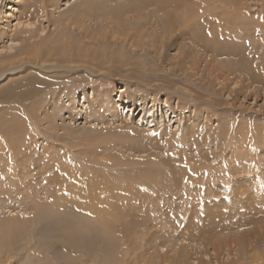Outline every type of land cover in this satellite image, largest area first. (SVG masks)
<instances>
[{"label":"bare ground","instance_id":"6f19581e","mask_svg":"<svg viewBox=\"0 0 264 264\" xmlns=\"http://www.w3.org/2000/svg\"><path fill=\"white\" fill-rule=\"evenodd\" d=\"M200 1L205 0H0V94L14 90L16 98L21 94L17 92L19 89L28 87L29 93L24 92L22 95L31 99V95H38L40 85L44 82L47 81L48 86L52 87L56 84L54 81L58 80L57 75L64 72L73 74L67 70L70 67L84 72L83 75L89 80L87 90L90 91L87 94L83 87V96L78 99L71 89L67 93H63L64 90L52 92L49 95L51 100L44 107L36 103L37 100H32L27 105V115L31 119L26 115L29 120H25L31 125H28L24 136L19 139L13 137L15 140L7 136L6 140L0 139V175L7 177L0 180V191L3 190L4 199L10 197L8 204L4 208L0 207L1 214L5 211L10 216H25L27 209L36 212L37 209H42L44 203L71 204L77 210L80 205L97 204L100 207L95 210L99 215L103 214L101 211L107 214L118 213L121 216H79L84 218L87 225L107 234L106 238L117 235L120 237L117 238L118 241L122 239L128 245L130 254H126L128 256L121 261H112L111 264L264 263V252L251 253L253 249L264 250V210L262 212V206L254 205V202L264 199V194L260 199L256 194L264 183V163L261 168L247 163L241 167H231V179L222 170L233 159H244L248 156L247 151L252 145L247 135L250 129H241L244 138H237L236 143L235 132L239 130L236 127L233 130L231 121L222 128L216 119V124L213 125L212 115L206 113L202 116L201 109L195 106H190L188 114L185 115L183 108L186 105L179 99L174 104L170 102L168 109L158 113L159 95L157 97L153 90H149L147 82L142 80L140 83L139 78H135L141 84L139 86L136 81L134 83L133 79L124 76L127 81L118 88L115 98L113 94L116 84L108 81L111 71L118 70L119 67L131 65L128 74L135 70L145 74L144 67H148L147 64L150 63L155 68L153 74L158 80L163 77L158 70L166 68V71L169 68L166 71L167 77L173 76L182 82L177 88L181 93H188L193 100L206 98L215 107L226 111L238 104L248 115V106L238 103V98L242 96L244 99L253 98V101H257L264 97V0H229L235 8L225 10L226 8L218 7L221 9V18L238 17V8L249 7L261 12L262 21L258 24L260 35L257 37L259 42L251 46L256 59L244 55V46L239 51L237 47L210 45V53H205V45L199 39L200 32L195 26L196 22H203L204 19V2ZM177 4L190 6V9L184 7L175 16L167 17L165 22L158 19L164 13L161 12L162 17L155 16L157 9H173ZM167 12L170 14V11ZM50 27L56 29L57 36L47 42L50 35L55 34L53 30L52 33L48 31ZM223 32L228 33L226 29ZM206 45L209 46L207 43ZM137 57L148 63L140 61L142 65L137 66L133 62ZM75 62L80 64H66ZM82 79L77 78L80 81ZM103 84H110V87ZM191 85L197 91H193ZM60 93L65 94L64 100L58 95ZM49 96L46 95L47 98ZM169 100L171 98L166 97L164 102ZM77 102L78 107L75 105ZM63 110L66 112L63 113ZM136 110L138 119L133 116ZM115 122L123 123L122 128L126 133L124 136L130 137L131 141H105L104 136L99 133L103 130L94 129L96 127L109 130ZM201 125L206 129L203 131L205 135L200 133ZM39 131L41 137L37 136L36 132ZM181 132H184L183 136ZM158 137L164 141V146L156 141ZM232 137L234 147L226 157V145ZM177 141H182L186 146L192 145L193 150H197L198 156L193 161L197 167L209 168L214 162L222 161L219 165L222 174L217 181L224 183L225 188L211 190V185L207 183L209 193L196 188L189 192L192 195L188 194L187 199H201V196L213 198L214 207H219L222 203L225 206L227 199L234 204L236 201H243L244 213L240 214L237 210L233 216L230 213L227 216H201V219L204 218L202 227L199 226L200 219L196 216H177L184 221L183 229L173 225L171 220L169 222L167 216H122L119 204H123L124 200L128 202L129 199L133 201L139 198L143 202L145 195L150 198L163 193V190L170 193L168 198L173 199L171 194L182 191L180 178L186 174L179 163L186 162V159L188 161L190 157L177 150ZM63 143L66 146L64 151L60 147ZM85 146L89 150L86 153L87 158L78 159V155L84 154L81 147ZM212 146L213 149H210ZM232 153L235 154L234 158ZM129 156L134 163L152 159L149 162H153L157 169L156 174L166 173L159 171L160 167L169 173L151 180V184H147L145 189L124 183L117 186L119 181L113 180V171L110 170L115 167L112 161L120 158L122 163ZM246 182H252L251 186L245 187L248 184ZM124 191L129 194L125 195ZM246 197L249 201L244 202ZM53 206L50 209H54ZM256 213L261 215L256 216ZM225 219H231L227 225L224 223ZM211 224H217L223 235H218L216 226ZM35 225L34 222L23 225L18 235L13 234V241L9 242L10 246L1 264L11 262V258L16 255L15 247L33 248L40 244V229L34 230ZM245 225L249 226L246 231L242 228ZM204 226L207 227L205 231ZM179 229L181 232L177 239L171 238ZM224 230L230 232H223ZM32 231L37 233L30 235L28 232ZM10 233L6 235V239ZM183 233L187 235L183 236ZM78 248L77 242L70 245L72 257L69 259L75 264H82ZM88 264L101 263L89 258Z\"/></svg>","mask_w":264,"mask_h":264},{"label":"rangeland","instance_id":"374dc122","mask_svg":"<svg viewBox=\"0 0 264 264\" xmlns=\"http://www.w3.org/2000/svg\"><path fill=\"white\" fill-rule=\"evenodd\" d=\"M71 1H73V0H71ZM221 1H218V2H217V0L200 1L202 3L204 2V4H202V6L204 5L203 6V10L205 13V14L203 13L204 19H203V22H201V21L196 22L195 26L197 28L196 30L198 32H200L199 33V37H200L199 39H201V42L204 43V45H205L203 47V48H205V53H210L209 52L210 45L211 46L213 45L216 47H217V45L218 46L220 45V46H225V48H226V46L237 47V49L239 51H241L245 47V52H244L245 54L244 53L243 54L245 56L249 57L250 59H256L257 58L256 54L254 53L253 48H251V46L254 44H258V42H259V41L257 42V40H258L257 37H259V35H260V33H258L259 32L258 31V24L262 21L261 12L259 10H257V11L251 10V8H249V7L247 9L238 8L237 9V11L239 12L238 17L234 16L232 18H230V17L221 18V16L219 15V13H220L219 9L220 8H218V7H221L224 9L226 8L225 10H227L229 8L230 9L235 8L229 0L228 1L223 0L222 2L224 4ZM228 2L231 3V5ZM184 7L186 9L187 8L190 9L189 8L190 6H181L180 4H177L175 6V8H173V9L171 7H167L165 9L162 8L161 9L162 11L157 9L158 12L156 10L155 16L157 18H158V16L162 17L163 15L161 14V12L164 13V16L162 17V18H164V20L162 18L161 19L158 18V19L161 22H163V21L165 22L167 17L170 18V17L175 16V14L177 12L182 11V9H184ZM178 9H179V11H178ZM163 10H165V11H163ZM243 10H245V11L243 12ZM167 11H170L171 15ZM165 14H167L166 17H165ZM209 16H212L215 18H210ZM49 29H48V31L50 33H52V30H53V33H55V31H56V29L54 27H50ZM225 29L228 33L223 32V31H225ZM56 36H57V33L50 35L47 42H50V40ZM204 41H207V42H204ZM206 43L209 46H207ZM48 46L50 47V45H48ZM139 58L140 57H137V59L134 58V60H133V62L135 61L134 64H136L137 66L142 65L141 62L146 63V64L148 63V61L145 60V62H144L143 60H139ZM225 59L227 61H230L227 58H225ZM68 60L69 59H67V61ZM66 64H69V65L75 64L77 66L80 63L75 62V63H66ZM147 65H148V67L147 66L144 67V69H146L145 74L142 73L141 71H138V70H135L134 72H130L128 74V70L132 67L131 65H127L125 67H119L118 70L115 69L114 71H111L112 75L109 77L108 81H110V83H113L114 85L116 84L115 85L116 86L115 91L113 94L115 96V98L117 97V94H118V92H117L118 88L121 87L122 84L127 81V80H125L124 76H127L133 80L135 78L136 79L139 78L138 80L140 81V83L142 80L144 82H147L148 86L150 87L149 90H153L152 92L153 93L155 92L154 94L157 97L159 95V97H158L159 99H157V103H158L157 104L158 105L157 111H158V113L160 110L162 112V111L168 109V106H170V102L174 104V103H176L177 99H179L181 101L183 100V102L185 103L184 106L186 105V107L183 108L185 115L188 114L190 106H195V108L198 107L201 109L202 116H204L206 113H209L212 115L213 125H214V123L216 124V119L219 120V123H221L222 128L227 124L228 121H231L232 122L231 124H233L232 127H234L233 130L235 129V127H236V130H239L238 132H235L237 135V137L235 136V138H236L235 142L236 143H237V138H239V139L244 138V134H243L241 129L248 127V130L250 129V131H249V133H247V135L249 137V140L252 142L250 150L247 151L248 156H245L244 159H236V158L233 159V162L228 163L227 165H224V167H222L223 168L222 170L226 171L229 179H231L232 178V176H231L232 168L231 167H234L237 165L239 167H241V166H243L244 163H247V164H249L253 167H257V168L262 167V164L264 163V97L263 96L261 98L257 99V101H253V98L252 99L248 98L249 100H247V99H244L242 96L238 98V103H243V104H246V106H248V108H249L247 111L248 115H246L244 113L243 108H240L238 106V104L234 105L231 109L226 111L225 109H222L220 107H215L213 105V103L210 102L206 98H205L206 100L203 98L204 100L201 99V100L196 101V100H193L192 97L188 93H186V92L181 93L182 91L177 88V85H182V82H180L179 80H177L173 76L167 77L168 74L166 71H168L169 68L166 71L164 70L166 68H164L162 70H158L159 74H161L163 76L162 79L158 80L157 79L158 77L154 76V74H153V71L155 70L154 66H150V63H148ZM167 67H169V66H167ZM70 68L71 69H67V70H69V72L71 71L73 74H69L67 72H64L61 75H57L56 78H58V80L54 81L56 84L52 87L48 86L47 81L44 82L42 85H40V92L38 93V95H31V97H33L31 99H27V97H23L24 95H22L24 92L29 93L28 87H22L21 89H19V91H17V92H19L21 94H20V96H16V98L14 95V93H15L14 90H12L11 92H6L3 94H0V139L5 138V140H6V139H8L7 137H11L10 139L15 140V139H19V138L24 136V133H26L28 128H29L28 125H31V123H29L28 121H25V120H29L27 118V116H28L27 115V108L29 106H27V105L32 100H35V101L37 100L36 103H39V105H42V107H44V106H46L47 102L49 100H51L49 95L52 92H58L60 90H64L63 93H67L71 89V90H74L76 99L81 97V95H82L81 93L83 92L82 89H84L83 87L86 88L85 92H87V94L90 92L89 90H87V88H89V86L88 87L86 86L87 84L89 85V80L87 79V76L83 75L84 72H80L79 70H77L78 68H75V69H73V67H70ZM141 69H143V67H141ZM149 70H150V72H149ZM137 71H138V73H137ZM132 73H134L135 76ZM20 75H22V74H20ZM94 76L99 78L97 75H94ZM78 77H82L83 78L82 81L77 80ZM141 77H143V78H141ZM100 78L104 80V77L100 76ZM138 80H134L133 82L135 83V81H136V85L140 86L141 84L139 83ZM154 83H155V85H154ZM158 83H160V84L158 85ZM103 85L107 88L110 87V84H103ZM188 87H190V86H188ZM17 88H19V87H17ZM190 88L193 91H197V88L195 89L193 86ZM201 94H205V93L201 92ZM46 95H48L49 98H47ZM58 95H61V93ZM64 96H65V94L61 95V98L63 100H64V98H63ZM205 96H209V94H205ZM166 97H170L171 100L164 102ZM226 98H228V97H226ZM79 102H80V100H79ZM79 102H77L75 104L76 107H78ZM166 103H169V104H166ZM65 105L66 104H64V106ZM125 109L123 110L124 112H125ZM64 112H66V110H63V113ZM136 113H137V110L134 112L133 116L135 119H138L139 114H136ZM129 116L130 115H127V117H129ZM28 117L31 119V116H28ZM82 118H84V116L81 117V119ZM80 120L77 122H80ZM146 122H148V121H146ZM2 125H3V127H2ZM122 127H123V123L118 124L115 122L111 126V129H109V130H106L103 128H96V127L94 129H96L97 131L103 130L99 133L104 136L105 141L106 140H112L113 142L114 141H122L121 139H123L122 142H125L124 140L128 141L129 139L131 141L130 137L128 138V136L127 137L124 136V135H126V133L124 132V129ZM203 127H204V125H201V130H202L200 132L201 135H205V134H203V131H205L206 129H204ZM105 128H107V127H105ZM240 132H242V133H240ZM36 133H37L38 137H41L40 131L36 132ZM182 133H184V132H181V135L183 136ZM235 133L232 135L233 137H234ZM131 134H133V133H131ZM239 134H241V135H239ZM181 135H180V137H181ZM206 135L209 136V133H207ZM116 136L118 138H116ZM111 137H114V138L112 139ZM233 137L230 139V141L226 145V149H225V153H224L225 156L227 153H230L229 150L231 151V148L234 147L233 146L234 145V138ZM220 140H221V138H220ZM156 141L159 143V145L164 146V141H162L160 139V137H158ZM8 143H10V141ZM176 146H177L176 148L179 152L186 154L188 157L191 158V159L189 158L188 161L186 159V162L180 161V163H179V166L184 170V173L186 174L185 176L180 178L181 183L183 185L182 191L180 193L171 194L174 197L173 199L168 198L167 195H170V193H167V191L165 192V190H163V193L157 194V196L152 195V196H150V198L148 197V195H145L146 197H145L143 202H140L139 198H135L133 201H130V199H129L128 202L126 200H124L123 204H119V209H120V212H122L121 213L122 216H153V217L160 216L161 218H164V216H167V218H169V222L172 221L171 223L173 225H175L177 227H181V229H183L184 228V221H182L180 218H178L179 216H196L197 219L198 218L200 219L198 222L199 226L202 227L201 225H204V218L201 219V216H227L228 213H230V215L232 214V216H233V215H235L234 213H237V210L240 214L245 212V209L242 207L243 201H236L234 204L233 201H228V199H227L225 201L226 202L225 206L222 203V204H219L220 205L219 207H214V204L212 202L213 198L207 199L206 197L201 196V199H197V198L187 199L188 194H189V196L192 195L189 192L191 190H193V191L196 190V188L197 189L201 188L202 190L204 189L203 192L206 194L209 193L207 183H209V185H211V188H210L211 190L219 189V187L225 188L224 183H221V182L218 183V181H217L218 179H220L221 174H222L220 172L221 169H219L220 168L219 165L221 164L222 161H217V163L214 162V165L209 166V168L197 167L193 163L194 159H196V155L198 156L197 150H193L192 145L186 146V144L183 143L182 141H177ZM60 147L63 148L62 151H64L66 146L63 143V146H60ZM211 148L213 149V146L210 147V149ZM81 149H82L84 154L78 155L77 158L78 159L87 158L88 155H86V153L89 151L88 147H86V146L84 148L81 147ZM39 151H40V149H39ZM232 157L233 158L235 157L234 153H232ZM131 159L132 158H130V156H129L126 159H124L122 163L120 162L121 161L120 158L113 159L112 164H115V167L113 166L110 170L113 171V174H112L113 180L119 181V184H116L117 186L120 185L121 183H124L125 185L130 184V185L139 186V187H142L143 189H145L147 184H151L150 183L151 180H156L157 178L164 176V175L169 173L168 170H166L163 167H160L159 171H166V173L156 174L155 172L157 171V169L152 164L153 162H149V161H152V159H143L144 161H142V160L141 161H135V163ZM225 159L227 160V158H225ZM202 160L207 162V160H205V159H202ZM153 161H154V159H153ZM116 165L118 166V168ZM127 172H130V173H127ZM240 178H243V176H241ZM3 179H7V177L5 175L1 174L0 180H3ZM113 180H111V181L114 182ZM210 180H212V181H210ZM203 182L205 185H203ZM106 183H108V182H106ZM246 183H248V184L245 187H249L252 184V182H246ZM262 185L263 186H261V189L256 193L258 196V199H260L261 196L264 194L262 192V191H264V183ZM193 187H195V188L193 189ZM2 191L3 190L0 191L1 192L0 193V207L4 208L8 204V202L10 201V197L4 196V197H6V199H4L2 196L4 192H2ZM6 191H7L6 193H8L9 190L6 189ZM124 194L127 195L129 193L124 191ZM9 196H10V194H9ZM164 196H166V197H164ZM21 197H23V195H21ZM216 200H218V198H216ZM245 201H249L247 197L244 199V202ZM12 202H15V201H12ZM44 204L45 205H43V207H41L42 209L41 210L37 209L36 212H33L30 209H27L25 216L24 215L23 216L15 215V217H14V216H10V215L6 214L5 211H2V214L0 213V264H1L2 260H4V258H5L4 256H5L6 250L10 246L9 242L13 241L11 239L13 234L16 233L18 235L22 231L23 225H26V224L30 225L33 222L36 224L34 227V230L37 228L40 229V231H39L40 232L39 235L41 238L40 244L33 246V248H29L28 246H25L24 248H18V246L15 247L16 255L13 258H11V262H9V264H75L69 259L70 257H72L71 251H70L71 250L70 245L73 242H77L79 244L78 254L82 257V264H88L89 258H94V262H96V263L111 264L112 261L114 263H115V261H118V260L121 261V260L125 259V257H127L130 254L128 245L124 244L122 239L120 241H118L117 238L120 239L119 236L117 237V235H116V236L108 239V238H106L108 236L107 234H105V233L102 234L98 228L87 225L85 223L84 218L79 217V216H118L120 214H118V213L107 214V213L101 211L103 214L99 215V214H97L98 211L95 210V208L100 207L97 204L94 206H92L90 204L85 205V206L84 205H80V206L77 205L78 210L76 208H73L71 204H69V205L62 204V203H58L55 205L54 204L51 205V204H47V203H44ZM232 205L234 206L235 210L233 209ZM254 205H259L258 207L262 206L260 208L263 212V210H264V199H262L261 201L254 202ZM44 206H48V207H44ZM50 206H53L52 208H54V209H50L51 208ZM43 208H44V210H43ZM47 210L51 211L50 212L51 214ZM127 212H129V213H127ZM47 213H49V216ZM260 215H261V213L260 214L256 213V216H260ZM71 216H78V218H72ZM22 217L26 218V219H23ZM42 217H45V218L42 219ZM233 219H236V217ZM225 220L226 221L224 223H225V225H227L228 221L230 222L231 219H228V221H227V219H225ZM232 222H233V220H232ZM24 223H26V224H24ZM212 225L216 226L215 230H216V233L218 232V235H219V233H220V235H223L221 229L219 228V226H217V224L216 225L211 224V226ZM205 227L206 226L203 227L204 231H205V229L207 230V227L206 228ZM242 228L246 231V229L249 228V226L245 225ZM181 229H179L176 233H174L173 237H171V238L177 239L178 233L181 232L180 231ZM238 230H239V228H238ZM10 232H12V233H10ZM223 232H230V231L224 230ZM8 233H10L9 237H8L9 240H8V238L7 239L5 238ZM28 233L30 235L32 233H33V235H35L37 233V231H34V232L32 231V232H28ZM79 233H81V234H79ZM73 234H74V236H73ZM182 235L186 236L187 234L183 233ZM85 237H86V239H85ZM194 243H196V242H194ZM31 244H32V242H31ZM123 247H125V248L123 249ZM262 249H259V248L253 249V250H251V253H260V252L262 253V252H264V250H262ZM126 250H128V251L126 252ZM120 251H122V252H120ZM42 252H45L47 254L44 255L45 253L42 254ZM61 253H62V255H61ZM126 254H128V255L126 256ZM43 255H44V257H43ZM98 255H100V256L102 255V256L100 257ZM222 255H224L225 256L224 258L226 259V255L224 254V252ZM62 258H63V260H62ZM64 259H66L67 262H66V260L64 261ZM208 264H212V263H208ZM213 264H215V263H213ZM260 264H264V263H260Z\"/></svg>","mask_w":264,"mask_h":264}]
</instances>
